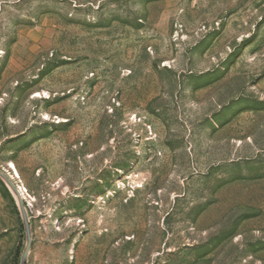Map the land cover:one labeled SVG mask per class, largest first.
Instances as JSON below:
<instances>
[{
    "label": "rangeland",
    "instance_id": "obj_1",
    "mask_svg": "<svg viewBox=\"0 0 264 264\" xmlns=\"http://www.w3.org/2000/svg\"><path fill=\"white\" fill-rule=\"evenodd\" d=\"M27 244L264 264V0H0V264Z\"/></svg>",
    "mask_w": 264,
    "mask_h": 264
},
{
    "label": "water",
    "instance_id": "obj_2",
    "mask_svg": "<svg viewBox=\"0 0 264 264\" xmlns=\"http://www.w3.org/2000/svg\"><path fill=\"white\" fill-rule=\"evenodd\" d=\"M26 229H27V224H26ZM29 248H30V245L27 244V246H26V248L24 250V253H23V256H22L20 264H24L26 262V259L28 257V253H29Z\"/></svg>",
    "mask_w": 264,
    "mask_h": 264
},
{
    "label": "bare ground",
    "instance_id": "obj_3",
    "mask_svg": "<svg viewBox=\"0 0 264 264\" xmlns=\"http://www.w3.org/2000/svg\"><path fill=\"white\" fill-rule=\"evenodd\" d=\"M8 168L16 174V177H18V173H17V171L15 169V166L13 164H11L10 166H8Z\"/></svg>",
    "mask_w": 264,
    "mask_h": 264
}]
</instances>
